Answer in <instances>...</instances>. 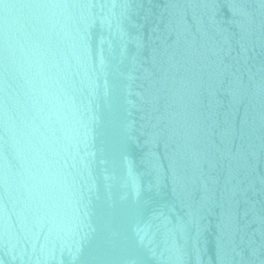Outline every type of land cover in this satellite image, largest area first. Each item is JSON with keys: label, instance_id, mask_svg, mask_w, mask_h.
<instances>
[{"label": "water", "instance_id": "1", "mask_svg": "<svg viewBox=\"0 0 264 264\" xmlns=\"http://www.w3.org/2000/svg\"><path fill=\"white\" fill-rule=\"evenodd\" d=\"M0 264H264V0H0Z\"/></svg>", "mask_w": 264, "mask_h": 264}]
</instances>
